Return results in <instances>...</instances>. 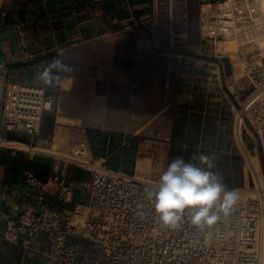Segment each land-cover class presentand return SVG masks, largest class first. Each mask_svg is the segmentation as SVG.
Returning <instances> with one entry per match:
<instances>
[{
  "label": "crops",
  "instance_id": "0c3cea01",
  "mask_svg": "<svg viewBox=\"0 0 264 264\" xmlns=\"http://www.w3.org/2000/svg\"><path fill=\"white\" fill-rule=\"evenodd\" d=\"M199 11V0H0V62L17 80L45 86L38 77L53 58L74 69L45 86L48 94H58L62 102L54 119L50 114L45 116L35 149L46 152L38 146L49 147L50 140L60 132L67 135L68 144L72 131L84 132L88 143L90 133H96V141L103 139L95 142L96 160L112 170L152 176L147 170L144 173L148 159L142 156L141 140L105 129L104 110L95 103L105 100L106 90L117 83L119 94L122 85L125 89L128 85L124 104L132 106L136 114L147 115L156 109L155 115L169 111L174 116L181 115L177 104L183 97L182 87L174 96L173 85H184L190 68L186 66L189 61L179 59L174 52H188L190 49L184 48L190 46V41L199 42L195 21ZM183 34L187 37L184 45L178 43ZM159 85L163 88L161 107L154 103ZM144 100L148 104L144 105ZM60 118L69 122L61 123ZM144 129H135L136 134ZM167 131L163 128L161 134ZM7 142L30 147L25 136L9 135ZM30 151L0 146V264H52L38 253L25 252L1 238L14 207L35 203L38 191L27 184L24 173L32 171L43 180L52 175V159ZM166 157L158 179L169 163L170 149ZM67 172L74 188V202L65 209L73 210L89 201L85 184L90 182L91 173L75 166L68 167ZM56 195L57 191L50 189L45 201L58 209L62 206ZM37 244L44 246L45 238H39Z\"/></svg>",
  "mask_w": 264,
  "mask_h": 264
},
{
  "label": "built area",
  "instance_id": "2783aa9c",
  "mask_svg": "<svg viewBox=\"0 0 264 264\" xmlns=\"http://www.w3.org/2000/svg\"><path fill=\"white\" fill-rule=\"evenodd\" d=\"M199 3L195 19L199 48L227 39L241 43L256 40L254 17L260 11L254 0ZM206 7L211 10L205 12ZM186 38L183 34L181 41ZM242 81L253 91L235 114L234 136L252 180V186L243 190L251 195L240 198L234 210L217 224L200 230L185 215L179 229L163 227L145 193L158 180L106 167L83 141L68 155L30 151L50 157L53 172L46 180L32 171L24 173L27 184L38 194L34 204L14 207L2 240L25 252L38 253L52 264H264V61L246 63ZM55 104L56 96L48 94L45 86L17 80L0 62L1 141L7 142L9 135L25 136L35 149L44 118L54 112ZM245 135L255 136L261 172L251 163ZM70 166L91 173L90 182L85 184L89 201L73 210L65 209L74 202L67 172ZM50 189L57 191L61 208L45 201ZM41 237L45 238L44 246L37 244Z\"/></svg>",
  "mask_w": 264,
  "mask_h": 264
},
{
  "label": "rangeland",
  "instance_id": "374dc122",
  "mask_svg": "<svg viewBox=\"0 0 264 264\" xmlns=\"http://www.w3.org/2000/svg\"><path fill=\"white\" fill-rule=\"evenodd\" d=\"M257 7L260 12H263L264 0H258ZM210 10L211 7L205 8V12ZM262 22L264 23V19H262ZM263 23L261 28H264ZM255 39L252 42L244 43L227 39L216 45L211 43L204 45L203 48H195L199 42L192 40L189 42L190 46L184 48L186 50L190 49L188 52H174L179 59L189 61L186 66L190 68L186 70V74L190 76L186 78L187 82L184 85H178L177 83L173 85L174 96L177 95L178 90L181 91L182 87L183 97L179 104L176 103L177 107L181 108V111H178L181 115L174 116L171 114L172 111L155 115L156 109L152 111L153 113L147 115L136 114L134 109H130L132 106L124 104L125 98L129 94L128 85H126V89L122 85L120 94L118 93L120 85L117 83L112 84L106 90V99L95 103L96 106H102L104 110L105 129L113 130L122 135L133 136L140 139L143 144L142 156L144 159H148L146 160L148 165L143 167L144 173L147 170L152 176L149 177L140 173L138 176L158 180L162 164L163 166L166 165V156L169 149H171L173 134L179 140L193 139L201 146L202 152L213 154L216 164L214 170L221 177H227L228 174L233 176L235 173L241 172L245 177V184L244 187L236 190L242 191L252 186V180L246 165V157L239 150L234 136V118L239 105H242L253 91L252 86L242 81L246 63L259 64L264 61V47L261 45L258 36ZM178 43L184 45L182 41ZM229 44H235L237 51L224 53L219 50ZM178 70L179 68H176L175 73ZM234 84L236 87L232 88ZM145 87L154 88L155 85H146ZM162 96L163 88L162 85H159L158 90H155L154 93V98L158 97V100L154 101L158 107L163 104L160 99ZM61 102L62 100L57 94L54 112L49 115L51 119H54L59 112ZM145 103L148 104L144 100L143 104L145 105ZM88 104V101H86L85 108ZM90 105L94 106L92 102ZM60 114L64 115L63 112ZM124 115L127 116V119H123ZM59 121L61 123L69 122L63 118H60ZM139 127L145 129L136 134L135 129H139ZM163 128L168 129V134H164V136L161 134ZM72 132L69 136V144L67 135L60 132L57 133L55 139L50 140L49 147L38 146V148L50 153L68 155L74 145L87 141L84 132ZM253 137L245 135L243 140L247 146L251 163L261 172L257 159L260 150L256 149L255 136ZM246 195L250 196L251 193L239 192L241 197Z\"/></svg>",
  "mask_w": 264,
  "mask_h": 264
},
{
  "label": "clouds",
  "instance_id": "9594fccd",
  "mask_svg": "<svg viewBox=\"0 0 264 264\" xmlns=\"http://www.w3.org/2000/svg\"><path fill=\"white\" fill-rule=\"evenodd\" d=\"M73 70L60 59L53 58L38 79L47 86L62 73ZM194 161H198L199 166ZM215 168L213 154L196 151L186 159L183 147L181 154L171 159L157 184L145 189L163 227L179 229L187 215L195 228L204 230L234 210L240 199L239 192L229 189Z\"/></svg>",
  "mask_w": 264,
  "mask_h": 264
},
{
  "label": "trees",
  "instance_id": "16d2710c",
  "mask_svg": "<svg viewBox=\"0 0 264 264\" xmlns=\"http://www.w3.org/2000/svg\"><path fill=\"white\" fill-rule=\"evenodd\" d=\"M229 70V69H228ZM229 73H231V71H229ZM96 133H90L89 136V143H90V147L92 150V153L94 155V157H97V152H95V142H99L101 143L102 140L96 141L93 137V135ZM115 137V136H114ZM120 138V137H119ZM173 141H172V146L170 149V159L169 162L171 161L172 158H174L177 155L181 154V149L183 147L184 149V155L185 158L187 159L193 152L199 151V149L196 147L195 143L193 142V140L191 139H185V140H179L176 138L175 135H173ZM194 143V144H193ZM134 149H132L131 151H133ZM207 154V153H206ZM239 159V158H236ZM194 163H197V165L199 166V162L198 161H194ZM109 167V165H107ZM109 168H112L111 166ZM128 173L130 174H134V172L129 171ZM224 183L227 185V187L229 189H239L244 187L245 184V177L241 172H237L235 173L233 176L231 174H228L227 177H222Z\"/></svg>",
  "mask_w": 264,
  "mask_h": 264
},
{
  "label": "bare ground",
  "instance_id": "6f19581e",
  "mask_svg": "<svg viewBox=\"0 0 264 264\" xmlns=\"http://www.w3.org/2000/svg\"><path fill=\"white\" fill-rule=\"evenodd\" d=\"M254 2H255V4H253V5L258 6V0H254ZM262 19H264V10H263V12L262 11L261 12H258L256 14V16L254 17L255 27L253 29L254 30L253 34H254L255 37L258 36V38H260L261 45H263V47H264V28H261L262 27L261 25L263 23L262 22ZM219 50L221 52H224V53H226V52H229L230 53V52H236L237 51V47H236L235 44H229V45H226V46L220 48ZM0 146H2V147H9V148H13V149H18V150H22V151L23 150L30 151V149H29L30 147L28 148L26 145L20 144L18 142L17 143L16 142H5V141H1L0 140ZM33 150L37 151L36 149H31V151H33ZM139 177H141V176H139ZM240 191H238V192H240ZM242 192H244V193H251V191H249V190H242ZM247 196L248 195H246L244 197H247ZM239 197L242 198L241 196H239Z\"/></svg>",
  "mask_w": 264,
  "mask_h": 264
}]
</instances>
